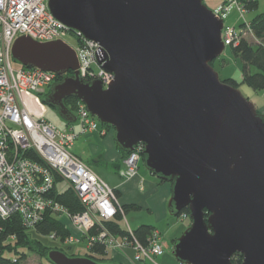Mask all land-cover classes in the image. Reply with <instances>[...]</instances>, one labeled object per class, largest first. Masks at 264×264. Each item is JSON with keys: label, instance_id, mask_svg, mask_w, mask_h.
Masks as SVG:
<instances>
[{"label": "water", "instance_id": "obj_1", "mask_svg": "<svg viewBox=\"0 0 264 264\" xmlns=\"http://www.w3.org/2000/svg\"><path fill=\"white\" fill-rule=\"evenodd\" d=\"M49 9L101 46L97 63L115 80L87 83L67 43L22 36L15 61L64 77L44 103L74 124L65 101L77 98L121 150L144 146L148 171L172 184L170 214L191 219L175 241L180 263L233 264L240 254L242 264H264V115L212 66L226 48L224 21L204 0H49ZM48 260L111 264L60 250Z\"/></svg>", "mask_w": 264, "mask_h": 264}, {"label": "built area", "instance_id": "obj_2", "mask_svg": "<svg viewBox=\"0 0 264 264\" xmlns=\"http://www.w3.org/2000/svg\"><path fill=\"white\" fill-rule=\"evenodd\" d=\"M235 4L244 19V27L237 29L224 22L222 39L226 47L236 46L240 38L251 34L250 24L245 20L248 9L242 0H226L214 14L222 19ZM69 33L76 36L77 46L65 41ZM22 36L42 43L57 40L67 43L76 51L80 76L87 83L99 81L108 89L115 80L114 74L97 63V58L103 56L101 46L71 32L57 20L49 9V0H0V255L2 246L15 239L14 236L3 239V223L7 219L17 215L26 228L34 229L51 211L67 217L81 232V238L71 235L66 242L86 239L90 249L95 245L104 246L107 251L132 249L134 264H156L155 260L165 253L159 232L154 231L143 244L132 231H129L132 238L122 237L104 226L119 213L125 218L122 205L115 189L73 154L71 148L80 136L94 132L102 135L105 131L83 103L79 105L76 123L70 127L61 130L46 119L44 99L51 93L57 75L28 69L15 61L12 48ZM143 150L144 146L139 145L124 159L120 171L123 179L132 180L138 176ZM30 151L35 152L40 161L25 157ZM55 174L75 192L84 207L83 212L72 213L52 198ZM188 217L182 215L184 219ZM92 230L94 234H90ZM50 239L57 240V234H51Z\"/></svg>", "mask_w": 264, "mask_h": 264}, {"label": "rangeland", "instance_id": "obj_3", "mask_svg": "<svg viewBox=\"0 0 264 264\" xmlns=\"http://www.w3.org/2000/svg\"><path fill=\"white\" fill-rule=\"evenodd\" d=\"M226 0H204V4L214 13L218 12ZM264 12V0L259 1V6L257 9L247 10L245 15V20L250 23L257 15ZM222 20L227 26H234L240 29L244 22L241 17L237 5H232L222 17ZM251 40V36H247ZM65 41L70 46H77L78 40L76 36L69 33L65 37ZM233 46H228L225 48L223 54L214 61L212 66L219 74L220 79L224 82L229 79H234L239 83L238 89L243 94V96L252 102L257 110L261 113L264 108V91H256L249 87L247 84L243 83V62L237 58L233 51ZM18 63V62H17ZM252 73H256L255 68H251ZM57 80V79H56ZM59 82V81H58ZM77 113V112H76ZM75 113V114H76ZM262 114V113H261ZM45 117L48 121L54 124L57 128L63 130L66 127V122L60 116L57 109L45 105ZM91 134V133H90ZM90 134L80 136L74 146L71 148V152L78 156L86 165L91 166L92 171L103 181H105L110 187L113 185H118L122 183L121 176L118 175L114 167L108 162L95 163L101 154H103L104 147L97 142V140H92ZM141 179L143 181V191L145 192L144 201L146 205L144 208L138 211H131L125 215L122 221L124 226H129L133 229L138 228L143 224L153 225L162 234L163 241L165 244V253L163 256L157 258L156 264H183L180 263L173 255L174 251V241L182 236V234L191 225L190 217L184 219L182 217L172 216L169 211V201L172 197V184L169 182L159 183L156 176L152 175L145 166L143 161V156L140 161L139 168ZM140 186V185H139ZM68 188V184L65 181H60L57 184V189L59 192H63ZM140 188V187H139ZM138 188V189H139ZM128 196V194H126ZM132 197H140L142 194L139 191L131 193ZM121 202V198H119ZM150 207V210L147 208ZM63 222H65L72 230L73 236L78 239L81 238V232H79L70 220L65 216H59ZM33 235L38 239L44 246L51 248L52 250L63 251L68 256L75 257H87L89 254L94 255L89 250L88 243L86 239H81L79 242L70 243L64 242L61 239L52 240L49 235H39L33 232ZM20 251H23L20 249ZM27 251V250H26ZM135 253L132 249H125L122 252L108 249L106 255L97 256L104 263L112 264H132L134 260ZM45 261L39 255L34 252H28V258L24 262L25 264H40ZM143 264V263H142ZM147 264H153L152 262H147Z\"/></svg>", "mask_w": 264, "mask_h": 264}, {"label": "trees", "instance_id": "obj_4", "mask_svg": "<svg viewBox=\"0 0 264 264\" xmlns=\"http://www.w3.org/2000/svg\"><path fill=\"white\" fill-rule=\"evenodd\" d=\"M242 1L246 4V9L248 10L257 9L259 6V1L257 2H253L250 0H242ZM249 24H250L249 30L251 33L250 36L252 39L249 40L248 37L240 38L238 44L232 47V51L234 55L237 58H239L244 64L242 82L247 84L249 87H251L256 91H264V12L257 15ZM241 26L244 27L243 24ZM251 68H255L257 72L252 73ZM94 70H96V68H94ZM71 75H73L72 72H70L66 76H71ZM63 78L64 77L57 76L56 79L57 81L60 82L63 80ZM224 82L235 88H238L239 86V83L234 79H229ZM81 103L82 102L77 98H70L67 101H65V105L70 109V111L75 116L77 115L76 112H78L79 105ZM72 125L74 124L66 122V127H70ZM100 125L103 130H108V129L114 130L109 125H105L101 123ZM119 150L122 154V159L124 160L129 155V153L124 152L120 148ZM25 157H29L33 160L40 161V158L33 151H30L27 154H25ZM60 181L62 180L58 177V175L55 174V187L51 194L52 198H54L59 204L66 207L72 213L83 212L84 211L83 205L76 196L75 192L70 187H68L63 192L58 191L57 184ZM160 182L163 183L165 181L160 180ZM116 194L119 197V193L117 191ZM122 209L124 215H126L131 211H138L139 206L135 204L123 205ZM184 214H187L189 216L188 211L184 210L179 217H182V215ZM123 219L124 216L121 215V213H119L114 220L105 222L104 226L110 232H112L117 236H122V237L129 236L132 238V235L129 233V231L125 229L121 224V221H123ZM3 225L5 228L3 239L7 240L12 236H14L15 239L13 241L9 240L7 244L2 246L3 252L0 255V264H25L24 262L28 258V252H34L45 260L40 264H51L48 260V253L52 249L44 246L38 239H36L33 235V232L39 235H49V236L55 233L57 234L58 239H61L64 242L71 235H73L69 225H67L65 222L59 219V216L53 214L51 211H48L45 214L42 222L39 223L34 229L26 228L21 218L17 215L7 219L3 223ZM132 232L136 239H138L141 243L146 244L149 236L154 232V227L147 224H143ZM94 233L95 230L90 231V234H94ZM20 249L23 251H20ZM91 251L94 255L89 254L87 257L103 263L102 259H100L97 256L106 255L107 254L106 248L101 245H95L93 246V248H91ZM14 260H16V262ZM232 262L233 264H242L243 256H241L240 254H235L232 258Z\"/></svg>", "mask_w": 264, "mask_h": 264}, {"label": "crops", "instance_id": "obj_5", "mask_svg": "<svg viewBox=\"0 0 264 264\" xmlns=\"http://www.w3.org/2000/svg\"><path fill=\"white\" fill-rule=\"evenodd\" d=\"M261 113L264 115V108L262 109ZM104 131H105V133L102 135H100L97 132L90 134V135H92L91 136L92 140H97V142L101 145V147H104L103 154H101V156L98 157V159L95 161V163H101L103 161L108 162L114 167V169L117 171L118 175L121 176L120 171L124 167V160L122 159V154H121V152H120V150L116 144V141H115V132H114V130H110V129L104 130ZM87 165H88V167L91 168V166L89 164H87ZM121 179H122V183L118 184V185H113L112 188L115 189V191H117L119 193L118 199L121 198L122 203H120V204L122 206L135 204V205L139 206V210H141L145 206H149V205H146L147 203H146V201H144L145 192L143 191V189H144L142 186L143 181L141 179L140 171L138 173V176L132 180H125L122 177H121ZM158 181H159V183H162V182H160L159 179H158ZM68 187H69V185H68ZM135 191H139L142 194V196H140L139 198L138 197H132L131 193H133ZM126 194H128V196ZM147 208L150 210V207H147ZM126 223L128 226H124L122 224V221H121L122 226L125 229H127L128 231H134L135 230L129 226V223L127 221H126ZM147 225H150V224H147ZM150 226L154 227L153 225H150ZM154 231L159 232L158 229L155 227H154ZM89 250H90V248H89ZM131 262H132V264H134L132 259H131Z\"/></svg>", "mask_w": 264, "mask_h": 264}, {"label": "flooded vegetation", "instance_id": "obj_6", "mask_svg": "<svg viewBox=\"0 0 264 264\" xmlns=\"http://www.w3.org/2000/svg\"><path fill=\"white\" fill-rule=\"evenodd\" d=\"M57 82H58V81H57V80H55L54 84H55V83H57Z\"/></svg>", "mask_w": 264, "mask_h": 264}]
</instances>
